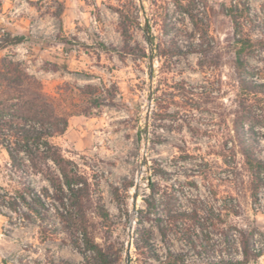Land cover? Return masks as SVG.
I'll use <instances>...</instances> for the list:
<instances>
[{
	"label": "rangeland",
	"instance_id": "obj_1",
	"mask_svg": "<svg viewBox=\"0 0 264 264\" xmlns=\"http://www.w3.org/2000/svg\"><path fill=\"white\" fill-rule=\"evenodd\" d=\"M238 5L251 10L242 36L257 44L264 0H0V43L25 37L0 50V64L20 62L68 117V130L52 142L90 179L89 230L102 247L122 250L121 264L130 227H139L152 196L162 215L197 211L216 223L202 234L210 239L205 247L225 249L220 233L229 227L255 230L264 244V188L254 203L241 148L251 122L262 120L264 101L245 95L236 70L237 34L225 8ZM246 62L264 83V47L257 44ZM254 131L263 133L255 149L264 159V128L255 124ZM18 182L0 150V191L13 192ZM29 183L53 191L41 176ZM3 213L0 264L84 261L76 246L83 235L65 232L54 211L44 224L25 220L24 211ZM174 248L188 253L190 264L212 261L201 247L176 241ZM137 257L133 245V262ZM250 264H264V255Z\"/></svg>",
	"mask_w": 264,
	"mask_h": 264
},
{
	"label": "trees",
	"instance_id": "obj_2",
	"mask_svg": "<svg viewBox=\"0 0 264 264\" xmlns=\"http://www.w3.org/2000/svg\"><path fill=\"white\" fill-rule=\"evenodd\" d=\"M241 6L225 8L237 34L236 70L245 95L263 102L264 83L250 76L246 57L252 54L257 44L264 47V33L257 44L250 37L242 36L244 22L251 17V10L245 5ZM24 40V36L6 37L1 40L0 50L17 46ZM262 111V120L253 118L257 121L251 122V128L241 139L254 203L260 201L264 188V159L256 155L255 149L263 133L254 131L255 124L264 128V107ZM68 127V117L58 111L43 84L30 75L20 62L3 59L0 64V150L8 156L11 173L19 176V186L13 192L0 191V215L4 214V209L14 213L24 211L22 216L25 220L35 216L44 224L54 211L65 232L70 236L83 235V246L76 243L84 256L80 264H121L122 250L114 253L111 248L102 247L89 230L87 213L93 204L90 179L52 142L53 138L65 134ZM33 175L47 180L53 191L43 188L42 192H38L29 183ZM157 204L158 200L152 196L146 200V209L139 211V227L134 230V247L138 257L135 262L132 259L131 264L149 261L157 264H190L188 253L174 248L176 241L193 249L203 248L207 254L204 257L206 263L212 260L214 264H250L264 255V244L260 245L255 230L244 231L238 227L222 229L220 234L225 249L218 247L213 250L209 245V248L204 246L207 241L209 244L210 239H203L202 234L217 227L216 223H209V219L202 218L197 211L178 210L162 215L157 211ZM97 210L100 218L107 219L108 213L103 207L97 204ZM151 215H154V219H150ZM148 220L152 225L147 227L145 224ZM43 232L49 233L46 228H43ZM261 236L264 241V234Z\"/></svg>",
	"mask_w": 264,
	"mask_h": 264
},
{
	"label": "water",
	"instance_id": "obj_3",
	"mask_svg": "<svg viewBox=\"0 0 264 264\" xmlns=\"http://www.w3.org/2000/svg\"><path fill=\"white\" fill-rule=\"evenodd\" d=\"M149 118V111L147 114L146 120ZM140 186L137 184L135 187V194L133 195V205L135 206L138 200V192H139ZM134 245V227H130L129 230V241L127 243V250H126V256H125V264H131L132 260V248Z\"/></svg>",
	"mask_w": 264,
	"mask_h": 264
},
{
	"label": "bare ground",
	"instance_id": "obj_4",
	"mask_svg": "<svg viewBox=\"0 0 264 264\" xmlns=\"http://www.w3.org/2000/svg\"><path fill=\"white\" fill-rule=\"evenodd\" d=\"M139 180H140V178H139ZM139 180H138V182L137 183H139ZM135 194V188H133L132 190H131V195H134ZM130 205H131V208H132V216H133V218H134V215H135V210H134V206H133V199L131 198L130 199ZM129 236V235H128ZM128 241H129V237H128V239H127V243H128ZM127 245V244H126ZM125 256H126V254H125Z\"/></svg>",
	"mask_w": 264,
	"mask_h": 264
}]
</instances>
